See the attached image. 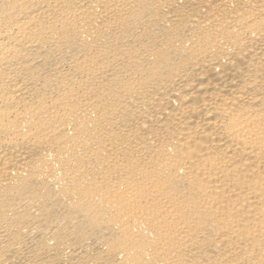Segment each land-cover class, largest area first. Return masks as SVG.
<instances>
[{
	"label": "bare ground",
	"instance_id": "obj_1",
	"mask_svg": "<svg viewBox=\"0 0 264 264\" xmlns=\"http://www.w3.org/2000/svg\"><path fill=\"white\" fill-rule=\"evenodd\" d=\"M0 264H264V0H0Z\"/></svg>",
	"mask_w": 264,
	"mask_h": 264
}]
</instances>
